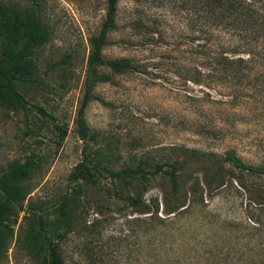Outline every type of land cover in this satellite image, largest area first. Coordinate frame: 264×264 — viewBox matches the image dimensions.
I'll return each instance as SVG.
<instances>
[{
	"label": "rangeland",
	"instance_id": "obj_1",
	"mask_svg": "<svg viewBox=\"0 0 264 264\" xmlns=\"http://www.w3.org/2000/svg\"><path fill=\"white\" fill-rule=\"evenodd\" d=\"M106 1L0 0L9 11L38 17L46 34L41 43L35 33L30 39L33 74L14 81L28 104L0 103V179L19 185L17 199L0 206V264H38L27 243L30 218L51 219L57 209L71 221L55 239L66 264H264V211L250 204L229 164L232 181L212 191L196 172L188 184L201 188L186 209L169 215L161 213L169 190L163 176L151 178L144 191L137 183L131 188L153 205L149 216L116 195L123 188L107 171L137 165L153 170L183 161L193 149L217 157L231 151L246 164H262L264 0H247L256 22L242 24L228 0L117 2L102 57L128 59L132 68L98 69L85 108L97 182L77 190L68 178L85 142L75 118L85 93L90 38L101 28ZM235 1L239 11L243 0ZM247 42L257 44L253 61L233 68L215 61L223 52L248 58L242 52L250 48ZM16 48L0 35V63Z\"/></svg>",
	"mask_w": 264,
	"mask_h": 264
},
{
	"label": "trees",
	"instance_id": "obj_2",
	"mask_svg": "<svg viewBox=\"0 0 264 264\" xmlns=\"http://www.w3.org/2000/svg\"><path fill=\"white\" fill-rule=\"evenodd\" d=\"M118 1H106V14L101 28L96 35L90 38L91 50L87 59L85 93L75 118L77 133L80 139L85 142L82 152L83 157L75 164L68 178L69 181L75 182V189L77 190H79L81 184L83 186H94L97 182L94 174L96 166L92 164L93 160L87 151V140L90 130L85 120V108L88 101L92 98V88L99 80L98 69L103 65H108V67L117 72L132 68L128 59L107 61L102 57V48L105 45L106 35L115 27ZM223 1L225 0H210L209 3L210 5L211 3L221 4ZM233 1L228 0L227 7L228 9L231 7V10L238 13L239 23L248 22V19L252 20L248 23L256 22L254 15L257 11L252 7L254 4L243 0V6L238 11L237 8H234L237 4ZM33 33L36 34L35 41L40 43L46 35L38 17L32 15L21 16L16 10L9 11L5 6L0 5V35L17 46L12 54L8 57L5 56L3 62L0 63L1 104H16L22 108L28 104L22 94L15 89L14 81L18 79L26 80L33 74L32 63L28 58L32 51L30 39ZM243 37L249 39L252 36L245 34ZM246 45L250 48H246L242 52L249 55L248 58L234 57L223 52L215 57V61L225 64V68H233L234 64L253 61L257 54L255 52L257 44L254 48H252L250 42H247ZM263 59L261 58V60ZM32 107L41 114L46 115L42 107L37 105H32ZM226 164H229L231 168L239 172L240 175L236 178L237 184L244 190L250 204L264 211V182L261 184L249 183L244 178L245 175H253L264 180V161L259 166L246 164L231 151H226L222 157H217L213 153H205L193 149L185 151L183 161L173 164H159L153 170H147L141 165H137L135 167L127 166L118 170L107 171L111 180L123 188L124 193L121 195L117 193L119 191L116 189V195L124 199L129 205L136 208L139 207L142 213H149V216L154 214L153 205L142 201L141 193H132L131 188L137 183L144 191L147 189V182L151 178L157 175L163 176L167 180L169 190L163 194L161 213L169 215L186 209L189 199L192 200L195 197L200 186L197 182L196 184L194 182L188 183L196 172L202 173L203 186L208 191L222 187L229 180L232 181L233 172L226 168ZM165 165H168L169 169H165ZM18 189L19 185L16 182L14 183L12 180L4 178L0 179V206L15 201L19 194ZM154 205L157 215L159 204L155 203ZM56 211H59V214L51 219L48 218L47 214H39L35 218H30L27 243L30 253L39 258L38 264H66L61 257L55 239L64 235L71 221L68 212L65 210L57 209ZM259 223L264 226V220H260Z\"/></svg>",
	"mask_w": 264,
	"mask_h": 264
}]
</instances>
